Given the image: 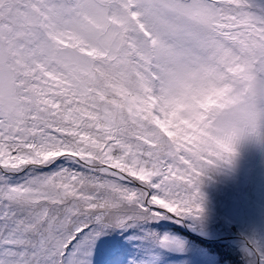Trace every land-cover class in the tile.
Here are the masks:
<instances>
[{"label": "snow or ice", "instance_id": "obj_1", "mask_svg": "<svg viewBox=\"0 0 264 264\" xmlns=\"http://www.w3.org/2000/svg\"><path fill=\"white\" fill-rule=\"evenodd\" d=\"M215 83L230 108L209 122L245 126L221 150L162 123ZM253 138L264 0H0V264H121V238L183 251L151 224L201 220L203 177Z\"/></svg>", "mask_w": 264, "mask_h": 264}, {"label": "rangeland", "instance_id": "obj_2", "mask_svg": "<svg viewBox=\"0 0 264 264\" xmlns=\"http://www.w3.org/2000/svg\"><path fill=\"white\" fill-rule=\"evenodd\" d=\"M201 191L205 198V213L199 221L189 220L191 225L209 230L205 235L213 238L222 236L221 232L219 235L214 232V227L223 220L237 226L245 252L250 241H255L264 251V140H242L237 145L232 164L203 177ZM165 224L162 220L155 222L151 224L150 231L181 241V237L171 233ZM121 241L118 249L121 264L124 257L141 251L146 253V264H216L214 254L199 251L193 244L186 248L182 241L183 251L165 249L151 241L146 244L142 237L133 240L121 238Z\"/></svg>", "mask_w": 264, "mask_h": 264}, {"label": "clouds", "instance_id": "obj_3", "mask_svg": "<svg viewBox=\"0 0 264 264\" xmlns=\"http://www.w3.org/2000/svg\"><path fill=\"white\" fill-rule=\"evenodd\" d=\"M226 106L230 108L222 84L194 85L191 91L168 105L162 123L177 137L191 134L197 138V142L205 141L211 148L221 150V145L229 146L240 135L241 129L245 128L235 118L216 125L209 122L211 114L225 111Z\"/></svg>", "mask_w": 264, "mask_h": 264}, {"label": "trees", "instance_id": "obj_4", "mask_svg": "<svg viewBox=\"0 0 264 264\" xmlns=\"http://www.w3.org/2000/svg\"><path fill=\"white\" fill-rule=\"evenodd\" d=\"M219 221V224H215L214 232L218 235L221 232L222 236L211 238L205 235L209 230L191 225L189 220L183 222L162 220V222H166L165 225L170 231L172 230L171 233L181 237L180 240L186 243V248L193 244L199 251L206 250L207 253L214 254L216 264H260L258 256L246 253L241 247L242 243L240 242L242 241L239 238L237 226L223 222V220ZM223 223L226 225L222 230Z\"/></svg>", "mask_w": 264, "mask_h": 264}]
</instances>
